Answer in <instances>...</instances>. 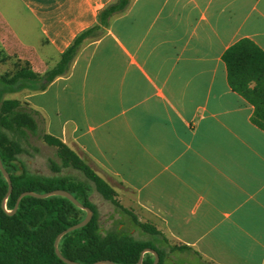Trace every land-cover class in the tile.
<instances>
[{"label":"crops","instance_id":"1","mask_svg":"<svg viewBox=\"0 0 264 264\" xmlns=\"http://www.w3.org/2000/svg\"><path fill=\"white\" fill-rule=\"evenodd\" d=\"M111 1L16 0L37 41L0 15L2 51L42 74ZM241 39L264 52V0H133L84 40L65 74L18 101L139 222L192 250L166 254L264 264V131L221 59Z\"/></svg>","mask_w":264,"mask_h":264},{"label":"trees","instance_id":"2","mask_svg":"<svg viewBox=\"0 0 264 264\" xmlns=\"http://www.w3.org/2000/svg\"><path fill=\"white\" fill-rule=\"evenodd\" d=\"M133 0H112L97 13V24L80 33L61 54L58 62L42 74L27 65L9 77H0V161L8 173L12 190L6 197L5 210L1 202L7 192V182L0 173V264H65L54 252L56 236L79 223L85 212L62 196L46 198L22 197L14 214L8 215L23 192L43 194L54 190L70 193L93 215L83 227L63 235L58 251L66 259L78 264H92L108 260L114 264H136L144 249L156 251L158 264H164L166 250L191 252L186 246H169L153 226L141 223L116 198L115 190L99 177L77 154L42 128L39 113L15 99H1L4 94L23 90L43 91L47 85L68 70L86 38L98 37L113 17L125 13ZM226 67L230 88L253 106L251 122L264 131V52L252 41L241 39L227 48L221 56ZM40 136L55 149L59 163L49 160L55 176L30 173L18 159L25 152L22 145L29 136ZM63 169L80 173L84 180L60 175ZM95 191L119 213L127 216L132 226L149 239H135L130 233L114 228L103 232L96 206L90 200ZM153 255L144 253L141 264H152Z\"/></svg>","mask_w":264,"mask_h":264},{"label":"rangeland","instance_id":"3","mask_svg":"<svg viewBox=\"0 0 264 264\" xmlns=\"http://www.w3.org/2000/svg\"><path fill=\"white\" fill-rule=\"evenodd\" d=\"M0 15L3 22L8 25L14 32L20 37L23 42L36 44L37 33L33 23L29 20L25 12L21 9L16 0H0ZM2 42H0V77H9L20 67L24 66L15 56H8L3 53L1 48ZM38 50V49H37ZM39 52V50H38ZM20 94L10 93L4 94L3 99H15L18 100ZM23 104L21 101H19ZM44 129V126H41ZM22 145L25 152L21 154L18 159L22 162L24 167L33 174L42 176H55L49 168V160H53L59 163V160L55 156V149L46 145L40 136H29L27 143ZM93 169L100 174L104 179L109 181L114 186L118 184L109 178L106 174L102 173L98 168L91 165ZM60 175H69L79 180H84V177L72 170L63 169ZM90 200L96 206L99 214V223L103 232L118 228L127 233H130L135 239L147 240L149 237L141 233L138 229L134 228L130 223L127 216L119 213L110 203L104 201L98 193L94 190L90 193ZM137 214L139 212L135 210ZM144 221L145 218H140ZM150 220V219H149ZM164 264H200L193 257H177L175 254L167 253Z\"/></svg>","mask_w":264,"mask_h":264},{"label":"water","instance_id":"4","mask_svg":"<svg viewBox=\"0 0 264 264\" xmlns=\"http://www.w3.org/2000/svg\"><path fill=\"white\" fill-rule=\"evenodd\" d=\"M0 173L2 174V176L4 177V179L6 180L7 182V192H6V195H5V198L2 200L1 202V207L2 209L5 210V200H6V197L11 193V190H12V185H11V180H10V177L8 175V173L6 172V170L4 169L1 161H0ZM24 196H31L33 198H38V199H41V198H46V197H49V196H62L64 198H66L67 200H69L73 205H75L77 208L83 210L85 212V217L83 218L82 221H80L79 223L77 224H74L68 228H66L65 230L61 231L55 238L54 240V252L56 254V256L62 261L64 262L65 264H78V263H75L71 260H68L66 258H64L58 251V242L60 240V238L69 233V232H72L76 229H79L83 226H85L92 218V211L87 208V207H84L83 205H81L70 193L64 191V190H54V191H50V192H47V193H43V194H37V193H32V192H23L22 194H20L16 200V204L14 206V208L11 210V211H6V213L8 215H12L15 213L16 209H17V205H18V202L19 200L24 197ZM144 253H150L153 255L154 259H153V262L152 264H158L159 262V256L158 254L156 253V251L154 250H151V249H144L142 252H141V255L139 257V260L136 264H141V261H142V256ZM92 264H114L112 263L111 261H108V260H103V261H97V262H94Z\"/></svg>","mask_w":264,"mask_h":264}]
</instances>
